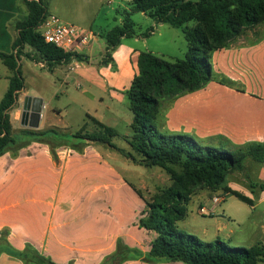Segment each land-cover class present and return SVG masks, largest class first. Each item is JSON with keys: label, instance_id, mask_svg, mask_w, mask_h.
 <instances>
[{"label": "crops", "instance_id": "obj_1", "mask_svg": "<svg viewBox=\"0 0 264 264\" xmlns=\"http://www.w3.org/2000/svg\"><path fill=\"white\" fill-rule=\"evenodd\" d=\"M105 15L97 29L94 28L95 18L84 19L89 22L86 29L96 34L94 42L83 53L90 55V60L79 61V66L71 70L74 60L69 64V71H81L80 75L97 92L90 95L91 106L84 109L81 125L89 114L115 128L118 121L110 115L116 116V113L103 106L104 96L122 106L127 100L129 106L123 92L129 89L138 74L140 52L151 51L168 60L174 59L163 53L158 45L153 47L150 44L152 35L146 38L141 36L143 32H138L133 41L140 42V48L128 45L127 39L117 47L114 61L119 68L116 67V71L100 66L103 62L101 56L95 62L93 60L97 58V53L107 52L108 47L101 34L123 22V17L117 15L114 17L115 25L109 27L107 22L110 18ZM153 24L157 27L156 31L154 27L153 34L157 32L161 36L164 24H157L154 20ZM258 34L257 28L247 29L233 44L216 51L213 56L216 69L227 74L232 81L243 84L246 92L213 84L208 89L174 100L165 99L161 130L188 134L204 143H209L218 135L227 136L237 145L264 142V41L258 42ZM255 43L257 45L250 46ZM21 94L24 99L32 96L44 101L42 95L31 94L25 87ZM65 114L57 110L48 112L44 101L40 126L32 130L59 128L65 132L68 127L57 125L65 123ZM131 122L128 118L129 126ZM21 129L30 128L22 126ZM56 153L57 158H54L49 145L34 142L21 149L16 156L10 151L0 155V232L8 230L10 245L22 251L27 244H31L57 264H101L116 251L120 240L132 248L148 251L156 234L139 227L146 204L139 195L140 187L124 174L135 173L136 166L101 145H89L83 152L63 145L57 148ZM248 179L260 187H256L255 193L246 189L241 193L253 200L251 209L264 218V164L257 174H250ZM230 187L240 191L234 185L230 184ZM205 206L214 214L215 206L210 202ZM249 221L254 227L257 224L253 216L249 217ZM220 231H224V226H220ZM261 233L263 239L256 244L264 245V225L261 226ZM203 234L207 235L208 231L203 230ZM231 234L232 231L224 235L230 244ZM217 238H221L220 235ZM0 264L24 263L3 253ZM125 264L148 263L131 260Z\"/></svg>", "mask_w": 264, "mask_h": 264}, {"label": "trees", "instance_id": "obj_2", "mask_svg": "<svg viewBox=\"0 0 264 264\" xmlns=\"http://www.w3.org/2000/svg\"><path fill=\"white\" fill-rule=\"evenodd\" d=\"M24 2L29 14L17 26L19 33L13 44V53L0 51V60L12 72L8 89L0 101V155L10 151L16 156L34 142L49 145L54 158H57V148L63 145L78 152H83L89 145H101L141 166L161 167L172 176V185L150 202L139 192L146 208L138 225L156 234L150 249L132 248L120 240L116 251L101 264H125L131 260L148 264L177 261L185 264H259L264 261V245L261 243L243 247L233 246L221 238L205 241L178 228V222L188 216V206L196 190H221L253 205L252 199L230 187L229 176L245 170L249 160L259 167L264 164V142L232 144L230 149H225L188 134L160 129L163 101L196 92L218 78L212 62L214 53L229 47L247 29L264 24V0H130L126 8L117 10L123 22L101 34L108 45L103 63L111 59L109 52L120 46L124 39L139 35L132 18L135 13H144L157 24L181 29L188 44L181 59L168 60L151 51L140 52L138 74L125 92L133 116L132 135L124 136L123 140L131 151L114 142L119 136L115 128L89 114L80 129L72 133L59 128L14 130L11 112L25 87L18 64L20 49L25 45L33 47L37 56L28 53L26 56L45 61L52 73L57 66L69 65L74 60L83 61V55L65 53L42 38L38 29L49 13L45 1ZM153 31L154 28L147 30L141 36L147 38ZM91 123L94 130L87 128ZM61 140L66 144L56 143ZM174 166H178L180 172L174 170ZM249 183L253 193L256 187H260L252 180ZM8 235V230L0 232V255L8 254L24 264H57L31 244L22 251L16 250L10 245Z\"/></svg>", "mask_w": 264, "mask_h": 264}, {"label": "rangeland", "instance_id": "obj_3", "mask_svg": "<svg viewBox=\"0 0 264 264\" xmlns=\"http://www.w3.org/2000/svg\"><path fill=\"white\" fill-rule=\"evenodd\" d=\"M43 1H45V5H48L49 13L57 15L65 23L86 28L89 22L84 19L93 17L97 20L94 24V28L97 29V25H100L103 20V14H106L105 17L108 16L110 18L109 22H107L109 27L115 25L114 17H117L115 12L116 9H120V7L122 9L126 8L127 1L129 2L130 0ZM28 14L29 8L25 4L24 0H0V51L13 53V44L19 33L17 26L27 18ZM132 18L136 23L135 30L137 32H145L155 27L153 20L141 13H135ZM147 22H149V24H147ZM190 25H193V23H190ZM255 28L259 31V34L257 35L258 42L264 41V24H260ZM156 29L157 27H155V31ZM161 31L163 33L161 36L157 35V32L152 34L149 38L150 44L153 47H155L154 45H158L159 49H161V51L169 58H183L188 44L181 29L164 24L163 27H161ZM133 42V38H128L126 40L128 45L134 44L136 47L140 48V42ZM255 45L257 44H251L250 46L252 47ZM20 50L21 54L18 64L21 66L26 91H29L31 94L39 93L42 95L48 112L57 110L62 111L64 114L66 113L64 122L67 125L65 123H57L58 126L68 127L65 129V132H74L75 130L78 131L81 127L79 125L82 123L81 117L84 109L91 106L89 101L90 95H96L97 92L91 88L89 81L80 75L81 71H69L70 66L66 64L57 66L56 71L52 73L45 65V61L39 62L26 56V53L37 56V52L33 47L25 45ZM116 50L117 48L111 50L109 52L111 59L108 62L106 61V63L102 62L100 66L108 68L109 71H116L117 66L114 61V53ZM105 57H107V52L101 55H98L97 53V58L93 61L95 62L99 58L100 60H104ZM91 59H93V57H91ZM89 60L90 55H83V62H87ZM212 62L214 71L218 78H214L210 81V83L198 91L208 89V87L213 84H218L234 88L240 92H246V88L243 84L232 81L227 74L216 69L213 59ZM43 64L44 66H42ZM109 65H111V67H108ZM11 75L12 72L0 60V101L8 89L9 77ZM254 87L255 84L252 85V88ZM123 94H125V91ZM23 102L24 98H22L21 94L16 107L11 112L12 124L15 131H19L22 128L21 121ZM103 106L106 109L108 106L111 108V112L116 113V116L114 114L110 115L111 118H115L116 121H118L115 129L119 136L114 142L119 147L125 148L127 151H131L129 146L123 140L124 136L132 135V130L128 124L129 122L127 123V120L128 118L132 120L133 115L130 107L128 106L127 100L125 106H122L112 102L109 97L104 96ZM165 107L166 105L162 104L161 117L164 116ZM42 127H45L44 122ZM87 128L94 130L95 127L94 124L91 123L87 126ZM210 141L209 143L211 145L223 147L225 149H230L232 144L237 145L236 143L230 141L225 135H218L210 139ZM56 143L61 145L66 144V141L61 140ZM131 162L136 166L137 171L133 174H124L132 181V183L137 184V186L140 187L139 192L143 195L146 201L150 202L154 200L157 196L161 195L163 190L172 185V176L165 169L161 167H144L139 165L137 162ZM173 168L174 170L180 172V168L178 166H174ZM259 168L260 167L251 160L247 161L245 170L236 171L229 176L230 184L239 188L240 191L236 190L239 193H241V190L244 189L251 191L248 177L250 174H257ZM216 196L222 197L223 201L215 206L214 214H212L209 209L208 213H202L200 211L201 206H205L207 202L212 204L211 201ZM145 208L146 205L142 212ZM250 216H253L257 223L255 227L252 226V223L249 221ZM262 225H264V218L261 217L258 212H254L249 204L241 201L235 196L228 197V195L224 194L221 190L214 191L209 189L196 190L193 193L191 203L188 206V216L185 220L178 222V228L181 231L187 232L190 235H196L205 241H214L217 239V235H220L221 239L226 240L227 238L224 235L232 231L231 245L245 247L254 245L259 240L263 239L261 233ZM220 226H224V231H220ZM203 230H207L208 234H203ZM144 246L145 245H143V247ZM177 262L185 264L180 261Z\"/></svg>", "mask_w": 264, "mask_h": 264}, {"label": "built area", "instance_id": "obj_4", "mask_svg": "<svg viewBox=\"0 0 264 264\" xmlns=\"http://www.w3.org/2000/svg\"><path fill=\"white\" fill-rule=\"evenodd\" d=\"M39 32L47 44H52L65 53L81 54L91 46L96 39L94 31L86 28L77 27L72 24L65 23L57 15L48 13L45 15ZM79 61H74L70 69L74 70L79 66ZM223 201L222 197L216 196L212 199V205L216 206ZM202 213H208L206 206L201 207Z\"/></svg>", "mask_w": 264, "mask_h": 264}, {"label": "water", "instance_id": "obj_5", "mask_svg": "<svg viewBox=\"0 0 264 264\" xmlns=\"http://www.w3.org/2000/svg\"><path fill=\"white\" fill-rule=\"evenodd\" d=\"M43 108L44 101L42 98L26 96L23 102L22 126L24 128L38 129Z\"/></svg>", "mask_w": 264, "mask_h": 264}]
</instances>
